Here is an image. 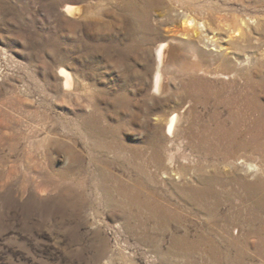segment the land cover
I'll list each match as a JSON object with an SVG mask.
<instances>
[{
  "label": "rangeland",
  "instance_id": "374dc122",
  "mask_svg": "<svg viewBox=\"0 0 264 264\" xmlns=\"http://www.w3.org/2000/svg\"><path fill=\"white\" fill-rule=\"evenodd\" d=\"M166 7L196 27L159 66ZM262 27L264 0H0V264H264Z\"/></svg>",
  "mask_w": 264,
  "mask_h": 264
},
{
  "label": "bare ground",
  "instance_id": "6f19581e",
  "mask_svg": "<svg viewBox=\"0 0 264 264\" xmlns=\"http://www.w3.org/2000/svg\"><path fill=\"white\" fill-rule=\"evenodd\" d=\"M64 11L67 14L73 16L74 18L83 17V16L86 15V12H87L82 7H73V6H68V5L64 8ZM164 14L165 15H169V14L172 15V24H173V26L175 28L173 30L171 29L172 31L169 33V36L166 38V42L161 43L159 48H158V63H159V66L167 63V61H169L170 57L173 55L172 47L167 42H169L170 39L171 40L175 39L178 36L181 37V38H188L191 28L193 26L196 27V25L194 24V19L193 18H190V16L188 17L187 15H184V14H181V13H177V12L174 11V9L166 7L164 9ZM250 23H253V20L251 21L250 18L248 20H242V22H241V24H243V26L249 27V31L248 32L243 30L244 28L240 26L241 24L238 25V28H237V31L239 33L238 40H241V41H243L245 43H248V41L250 39H258V36L261 35L260 29L257 30V27H256V26H258V20L255 21L256 24L252 27V29H250L251 28V24ZM262 29H264V27H262ZM226 36H227V34H226ZM228 36H229V34H228ZM201 38H200V40H201ZM233 38H235V37H229V40H228L232 44H234V42H235ZM194 40L199 44V38L198 37L196 39H194ZM252 43H254V42H252ZM220 47L221 46L219 45V48ZM59 74H60V76L63 77V86H64V88L65 89H69L71 87V85H72V79H71L70 73L67 72L65 69H60ZM161 85H162L161 71H160V69H158L157 72H156L155 86H156V88H159ZM169 130L171 131V133L175 132V117H172L169 120V122H168V124L166 126V133H168ZM233 233L234 234L238 233V229L236 227L233 228Z\"/></svg>",
  "mask_w": 264,
  "mask_h": 264
}]
</instances>
